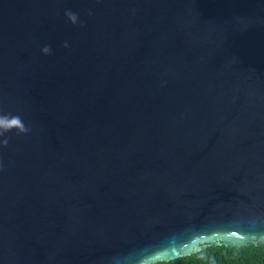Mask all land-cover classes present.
<instances>
[{"label":"water","instance_id":"water-1","mask_svg":"<svg viewBox=\"0 0 264 264\" xmlns=\"http://www.w3.org/2000/svg\"><path fill=\"white\" fill-rule=\"evenodd\" d=\"M8 113L0 264L264 244V0H0Z\"/></svg>","mask_w":264,"mask_h":264},{"label":"trees","instance_id":"trees-1","mask_svg":"<svg viewBox=\"0 0 264 264\" xmlns=\"http://www.w3.org/2000/svg\"><path fill=\"white\" fill-rule=\"evenodd\" d=\"M154 264H264V244L207 246L191 255Z\"/></svg>","mask_w":264,"mask_h":264},{"label":"clouds","instance_id":"clouds-1","mask_svg":"<svg viewBox=\"0 0 264 264\" xmlns=\"http://www.w3.org/2000/svg\"><path fill=\"white\" fill-rule=\"evenodd\" d=\"M64 14L70 23L73 25L77 24V14L71 10H66ZM63 47L67 48L68 44L65 42ZM41 51L43 54L49 55L51 53L50 46H44ZM12 130H15L17 135L27 134L31 131V129L25 125L21 116L11 113L0 114V137H4L0 139V147H7L10 138L6 137L5 134Z\"/></svg>","mask_w":264,"mask_h":264}]
</instances>
